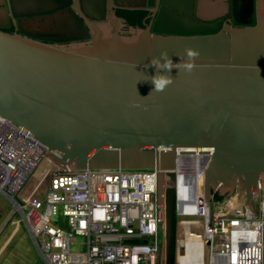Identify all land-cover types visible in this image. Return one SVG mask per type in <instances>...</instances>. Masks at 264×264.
<instances>
[{
  "label": "water",
  "instance_id": "95a60500",
  "mask_svg": "<svg viewBox=\"0 0 264 264\" xmlns=\"http://www.w3.org/2000/svg\"><path fill=\"white\" fill-rule=\"evenodd\" d=\"M2 4L0 115L70 171L169 172L168 264L178 154H213L205 200L238 190L252 210L264 173V0ZM118 10L144 14V27L126 35ZM22 20L67 36L41 41ZM12 21L20 33L5 30Z\"/></svg>",
  "mask_w": 264,
  "mask_h": 264
},
{
  "label": "built area",
  "instance_id": "2783aa9c",
  "mask_svg": "<svg viewBox=\"0 0 264 264\" xmlns=\"http://www.w3.org/2000/svg\"><path fill=\"white\" fill-rule=\"evenodd\" d=\"M49 154L0 115V193L23 215L45 264H168L169 172L70 171L49 163L38 175ZM212 155L178 154L174 264H264V173L252 210L238 190L207 201Z\"/></svg>",
  "mask_w": 264,
  "mask_h": 264
},
{
  "label": "rangeland",
  "instance_id": "374dc122",
  "mask_svg": "<svg viewBox=\"0 0 264 264\" xmlns=\"http://www.w3.org/2000/svg\"><path fill=\"white\" fill-rule=\"evenodd\" d=\"M190 178L191 175L188 179L192 181ZM0 227L3 230L0 236V264H45L32 240L23 215L16 211L12 202L1 193ZM78 240L82 242L84 238L78 236ZM73 250L82 251L84 247L76 246Z\"/></svg>",
  "mask_w": 264,
  "mask_h": 264
},
{
  "label": "flooded vegetation",
  "instance_id": "af4514ba",
  "mask_svg": "<svg viewBox=\"0 0 264 264\" xmlns=\"http://www.w3.org/2000/svg\"><path fill=\"white\" fill-rule=\"evenodd\" d=\"M3 1L4 0H0L1 6L3 5L2 4ZM118 14L120 16L126 17L129 20L127 23L128 27L124 29L126 35H129V33H130L129 26L134 25V26L144 27V25H143L144 21L143 20H141V22H139V23H135L133 20H131L132 16L134 18V15H135L134 12L118 10ZM138 14L139 13L137 12L135 17H137ZM143 17H144V14H143ZM28 23H29L28 21L22 20V27H20V28H23L25 26H32V27H28L27 29L26 28H24V29L28 33H30L31 37L40 39L41 41L51 42L48 40L59 39L62 36H67L66 33L61 32L60 27L50 24L49 21H44L43 24H40L39 26H35L34 23L32 25H30ZM5 30L8 32H11V33H20L19 27L13 21H12V26L8 27ZM66 44H68V43H66Z\"/></svg>",
  "mask_w": 264,
  "mask_h": 264
},
{
  "label": "bare ground",
  "instance_id": "6f19581e",
  "mask_svg": "<svg viewBox=\"0 0 264 264\" xmlns=\"http://www.w3.org/2000/svg\"><path fill=\"white\" fill-rule=\"evenodd\" d=\"M49 163H56V164H59L55 159H53L52 157H47L42 163H41V165H40V169H39V171H38V175L40 174L39 172H42V169H43V167L45 166V165H48ZM67 169V168H66ZM189 176V175H188ZM187 179H188V177H187ZM186 179V180H187ZM234 200V197L233 198H231L229 201H233ZM188 225V224H187ZM182 229H184V228H182Z\"/></svg>",
  "mask_w": 264,
  "mask_h": 264
},
{
  "label": "trees",
  "instance_id": "16d2710c",
  "mask_svg": "<svg viewBox=\"0 0 264 264\" xmlns=\"http://www.w3.org/2000/svg\"><path fill=\"white\" fill-rule=\"evenodd\" d=\"M134 14L136 15L137 12H134ZM134 15V18L133 16L131 17V20H133L135 23H139L141 22L142 18H143V14L139 13L137 17H135ZM133 18V19H132ZM216 199H223L222 197H219L218 195L215 197Z\"/></svg>",
  "mask_w": 264,
  "mask_h": 264
},
{
  "label": "crops",
  "instance_id": "0c3cea01",
  "mask_svg": "<svg viewBox=\"0 0 264 264\" xmlns=\"http://www.w3.org/2000/svg\"><path fill=\"white\" fill-rule=\"evenodd\" d=\"M126 1H130V0H126ZM207 12H209V10H207Z\"/></svg>",
  "mask_w": 264,
  "mask_h": 264
}]
</instances>
